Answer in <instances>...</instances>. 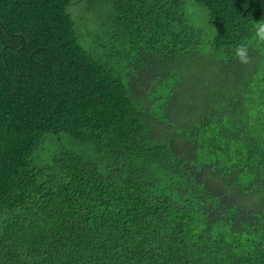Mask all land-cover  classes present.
Returning <instances> with one entry per match:
<instances>
[{"label": "trees", "instance_id": "1", "mask_svg": "<svg viewBox=\"0 0 264 264\" xmlns=\"http://www.w3.org/2000/svg\"><path fill=\"white\" fill-rule=\"evenodd\" d=\"M261 21L264 0H0V264H264Z\"/></svg>", "mask_w": 264, "mask_h": 264}, {"label": "clouds", "instance_id": "2", "mask_svg": "<svg viewBox=\"0 0 264 264\" xmlns=\"http://www.w3.org/2000/svg\"><path fill=\"white\" fill-rule=\"evenodd\" d=\"M255 36L258 40L264 42V21L255 25ZM235 56L240 63L248 64L250 62L249 48L246 44H239L235 48Z\"/></svg>", "mask_w": 264, "mask_h": 264}, {"label": "rangeland", "instance_id": "3", "mask_svg": "<svg viewBox=\"0 0 264 264\" xmlns=\"http://www.w3.org/2000/svg\"><path fill=\"white\" fill-rule=\"evenodd\" d=\"M83 7L84 10H86L85 8V5L83 4V2H79V3H76L74 4L72 7H71V11L72 13L74 14V16L78 17V13L81 11V8ZM88 13L90 15H92V13L94 12H91L89 10H87ZM206 15V13H205ZM97 20V19H96ZM93 23V20H89L88 22L85 23V25L90 29L89 32H90V35L93 36V33H92V30H94L96 28V24L92 25Z\"/></svg>", "mask_w": 264, "mask_h": 264}]
</instances>
